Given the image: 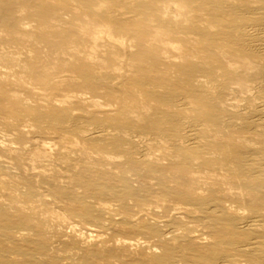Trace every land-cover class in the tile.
I'll use <instances>...</instances> for the list:
<instances>
[{
  "label": "bare ground",
  "instance_id": "6f19581e",
  "mask_svg": "<svg viewBox=\"0 0 264 264\" xmlns=\"http://www.w3.org/2000/svg\"><path fill=\"white\" fill-rule=\"evenodd\" d=\"M0 69L30 100L0 112V264H264V0H0ZM30 106L63 146L29 148Z\"/></svg>",
  "mask_w": 264,
  "mask_h": 264
},
{
  "label": "rangeland",
  "instance_id": "374dc122",
  "mask_svg": "<svg viewBox=\"0 0 264 264\" xmlns=\"http://www.w3.org/2000/svg\"><path fill=\"white\" fill-rule=\"evenodd\" d=\"M80 18L81 20L85 19V20H89V26L93 27L96 25V21L98 20L97 18H95L93 15H90L88 12L86 11H81V13H76V14H72V15H68L67 18H65L66 23H64L60 30L63 33L64 37L66 39H72L75 38V34L80 35L78 32H76L77 28L74 27V24L77 23V19ZM97 19V20H95ZM123 31H128L127 28L122 27L120 28ZM41 44H43L41 42ZM139 50L143 51L144 47L143 46H138ZM137 46H135V48H133L134 50H132L133 52H136ZM1 70V69H0ZM121 73H123L121 71ZM66 75V73H62L61 76ZM123 75H126V73L124 72ZM128 75V73H127ZM0 77V98L4 99L3 102H0V112L7 114L9 111L3 109L2 105H10V108L14 107L15 110H19V106H21L23 103L25 104V102H29L30 100H26L23 99L22 102H20V98H23V91H21L20 86L22 84H25L28 86L27 83H25L24 81H20L17 80L16 78H13L11 76H9L8 78H6V81H3V78ZM13 83V84H12ZM121 86V84H119ZM119 85H116L115 81H111V83L108 85V90H110L111 92L115 93L113 95H117L118 94V88ZM6 91V92H5ZM13 91H15L16 93H13ZM38 93H42L43 95H51V96H57L58 101L56 104V107L58 109H60L62 112L67 111L68 108H70V106H74L75 109L72 110V112H80V113H85L87 110L89 109H93V106H88L87 103L84 104L81 101H78L77 99H75L73 96H65L64 93L61 91V89H59V86L54 87V88H47L44 90L38 89L35 90ZM40 91V92H39ZM26 94V93H25ZM21 95L20 97H17ZM30 95V94H29ZM105 98L101 97L100 101H104ZM12 106V107H11ZM48 107H51L50 105H46ZM30 108V112L33 114L30 120L25 119V121L23 122L26 126L25 129H27V133L29 136L32 135V139H31V145H30V149H35V151L37 149H39L42 146V140H49L51 142L56 143L55 146H63L64 144L61 142V140L59 139L60 136V130L58 128H49L48 125L46 123H41L40 121L37 120V117L39 116L40 112H36V111H32L31 106ZM26 118V117H24ZM94 119H95V114H94ZM103 123H106V121H103ZM9 136H7L6 138H8ZM24 143V142H23ZM97 144V146L103 148V146H107L104 142H102L101 140H96L95 142ZM28 144V143H25ZM64 148H61V150H63ZM48 151H50L48 149ZM31 155L30 152H25L24 156L25 158H28ZM133 184V183H132ZM138 185V184H134ZM43 187V186H41ZM38 187V188H41ZM44 188V187H43ZM45 192V191H43ZM128 203L132 204V202L128 199ZM55 211L57 212L58 210L55 209ZM60 211V210H59ZM176 219L178 220V222L180 224H175V228H184L187 227L191 230H197L199 233L201 232L203 234V236H208L206 238H203V240L200 241H204V240H211V235H213L212 233L215 232V230H217V227H213V224L210 220H195L189 217H184V218H180V217H176ZM220 224H218L219 227ZM77 227L80 229V232L83 233L84 236H87L89 233L92 234H98V229L91 226V225H86L83 223H79L77 225ZM192 232L191 235H198V232ZM102 237H105L102 236ZM183 243L180 242H176L175 244H169V245H173L174 249L171 251L170 253V261L171 264H190L189 263V258L187 257V255L185 256H180V252L177 250L178 247L182 246Z\"/></svg>",
  "mask_w": 264,
  "mask_h": 264
}]
</instances>
